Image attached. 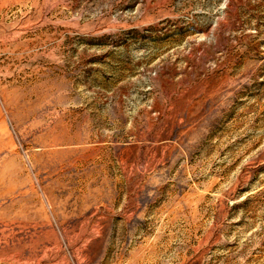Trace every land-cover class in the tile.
<instances>
[{
  "label": "rangeland",
  "instance_id": "rangeland-1",
  "mask_svg": "<svg viewBox=\"0 0 264 264\" xmlns=\"http://www.w3.org/2000/svg\"><path fill=\"white\" fill-rule=\"evenodd\" d=\"M0 264H264V0H0Z\"/></svg>",
  "mask_w": 264,
  "mask_h": 264
}]
</instances>
